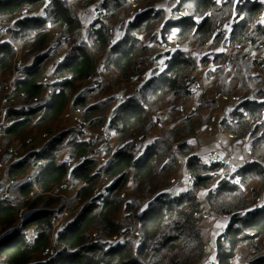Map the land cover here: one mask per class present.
<instances>
[{"label":"trees","instance_id":"1","mask_svg":"<svg viewBox=\"0 0 264 264\" xmlns=\"http://www.w3.org/2000/svg\"><path fill=\"white\" fill-rule=\"evenodd\" d=\"M44 2L0 0V77L11 73L15 56L13 45L2 41L8 19L24 8H39ZM92 5L93 0H49L44 8L46 17L21 19L9 30L11 40L26 55H35L36 60L15 81L13 101L0 109L3 120L8 122L0 126V133L3 132V145L8 149L11 140L23 141L52 129L56 121L64 119L65 108L71 106L80 109L90 127L107 123L116 138V151L109 161L99 164L91 156L95 142L76 141L77 136L66 138L73 131L67 129L49 140L48 148L33 147V152L28 151L32 157L22 156L19 164L10 167L7 177L21 178L30 161L43 159L34 179L45 191L63 183L70 172L67 182L78 185L76 199L84 205L66 229L59 232L53 224L52 216L56 214L49 207L50 200L27 197L31 183L20 187L21 200L17 203L15 199L0 197V264H192L204 256L199 218L203 209L229 218L226 230L215 241V261L209 264H241L247 255H252L248 264H264V206L254 205L264 185V165L258 161L264 159V97L260 98L264 92V56L249 59L250 52L243 51L241 55L237 47L241 43L264 46V4L258 0H229L216 10L213 0H194L193 6L180 4L173 8L187 10L191 19L176 31V41L201 46L211 39L214 46L233 48L227 58L235 66L232 73L227 69L223 73L222 67L227 68L226 53L221 50L206 56H191L176 49L162 52L160 39L166 41L168 35L158 28L173 24L170 19L163 21V7H150L134 19H126L128 0H95L94 8L99 13L90 20L85 37L80 39L83 27L78 12L91 18ZM233 10L243 17L232 21L225 38H220V33L216 38L220 26L231 22ZM183 18H177L178 24ZM119 22L122 24L117 27ZM123 26L125 33L115 40L112 31ZM53 30L60 32L73 49L56 67L54 75L60 80L55 86L52 84V92L46 96L39 64L54 42ZM101 57L104 64H99ZM163 57H168L165 69L160 65ZM97 66L106 70L103 80L107 81H99L97 87L81 88ZM206 67L211 91L224 94L220 85H235V92L244 90L252 79H260L253 83L258 86L256 93L252 88L246 90L256 99L230 104L225 109L228 116L220 122L223 130L236 138H249L254 160L224 174L220 180H216L219 171L226 167L202 163L194 155L191 140L192 133L209 123L216 110V104H209L213 101L211 91L207 92L206 106L199 109L207 121L187 123L177 129L161 125V108L169 107L164 102L170 99V105L185 103L191 95L188 82L196 78L197 70L204 71ZM117 86L123 89L114 95ZM5 87L6 82H0V100L6 94ZM129 88L132 91L127 92ZM202 93L198 94L199 99ZM157 124L162 128L152 135ZM147 136L150 137L146 142L140 141ZM65 153L76 159L71 169L67 168ZM182 163L193 185L175 195L168 186ZM252 182L258 183L257 189L250 187ZM102 185L106 195H94ZM127 185L131 189L122 198ZM247 189L251 199L247 198ZM23 211L33 212L24 213L20 219ZM90 230H95L104 242L92 241ZM119 236L123 242L111 243ZM54 240L59 241V248L51 254Z\"/></svg>","mask_w":264,"mask_h":264},{"label":"rangeland","instance_id":"2","mask_svg":"<svg viewBox=\"0 0 264 264\" xmlns=\"http://www.w3.org/2000/svg\"><path fill=\"white\" fill-rule=\"evenodd\" d=\"M47 3H44L38 10H36L33 13H25V12H20L17 15H15L12 19H8L7 25H12L14 27V25L21 19H26V18H44L47 16L46 11L44 10V8L47 6V4L49 3V0H47ZM129 1V0H128ZM224 0H213L214 2V6H212L213 8H215L216 10L221 9L224 7V4L229 1L226 0L224 4L223 3ZM260 2H262L264 4V0H258ZM130 9L128 11V15L126 17V19H131L135 15H138L140 13H142L143 11L150 9L151 5L153 7H163L165 9V14H164V20L170 19L173 24L165 27L164 24L161 25V28H158V30H160L161 32L165 33L168 35L167 40L165 41L164 39H160L161 41V51L165 52L168 48V45L171 44L170 39H172L174 42L176 41V36L175 33L176 31H179L182 27H184L186 24L189 23V21H191V19H189V16H187V10L183 9L181 11H183L182 13H178L175 12L172 7H178L180 4L186 6V7H190L194 5V0H130ZM150 4V5H149ZM222 4V5H221ZM94 5H95V0H93V5L91 6V10L93 11L94 9ZM217 5V6H216ZM220 5V6H219ZM233 8L234 5H233ZM236 11L233 10V14H232V18H231V22L230 23H224L222 24V26H220V28L217 30L219 32H217L216 34V38H218V34L220 33V38L223 37L225 38L227 36V33L225 32L226 30L229 29L230 24L232 23V21L234 19H240L243 17V15L237 16ZM183 22H181L180 24H178V22L180 21V19L178 20V17H183ZM78 17L82 22V32L80 33V39H82L83 37H85V31L87 29V25H88V21H87V17L84 15L83 12H78ZM215 17H218L217 15H215ZM94 18V17H93ZM177 19V20H176ZM122 24V22H119V24L117 25L120 26ZM261 24L262 26H264V20H261ZM113 28V27H112ZM125 33V27L123 26V29H116L114 36L117 38L122 37L121 35H123ZM222 38V39H223ZM54 43V42H53ZM16 48L17 51L15 52V56L12 62V71L9 75H4L3 77H0V82H9L10 78L14 75V73L17 71V62L20 60L21 62H23V64H26V68L29 67L30 62L34 63L36 60V56L29 54L26 55L25 53H23V51H21V49L18 47L17 44ZM154 45V44H152ZM176 45H178L177 43H174L173 46L176 47ZM182 49L186 50L188 55L191 56H200V55H205L211 52H217V51H224L226 53V61L227 58L229 57V54L231 53V51H233V48H225L223 47L221 44L214 46L213 42L211 39H209L205 44L201 45V46H193L192 48H187L185 45H181ZM68 52L72 51L73 49V45L70 43V45L68 46ZM238 50H240V54L243 55V51H249L250 54H248V58L249 59H261L264 56V46L257 44V45H251L250 43H241L238 46ZM48 51H46L44 58L40 61H48ZM240 61V59L238 60V62ZM99 64H104V57H101L99 59ZM24 67V68H25ZM223 68V73H226V68ZM235 69V68H234ZM231 70L230 73L233 72V70ZM206 70H208V68L206 67L203 71V75H205V80H201L199 83V91L198 93L195 95H190V97H192V101H190V103L184 105L179 104V103H174L172 105H170L171 100L169 99L168 101H165L164 104H167V106L169 107H163L161 108V113H162V118L164 119V121L167 122H173V120H177V124L176 125H172V129H177L180 127H184L187 123H198V121H207V119L205 117H202L200 114L199 109L205 107V101H208V97H207V92L208 90L211 91V83H208L207 81V75H206ZM253 71H257L256 69H254ZM102 76L100 78V81L102 82L103 78L106 77V70L103 68L102 72H101ZM256 77V76H254ZM263 78H264V74H263ZM257 80H260L258 78L252 79L248 84L249 86L247 87H243L244 90L242 89H238L235 92L233 91L235 88V85H220L223 89V91L225 92V94L222 91L216 92V91H211L209 92V96L210 98H212L213 101H209V104L211 105V107H214L216 103L215 100V96L216 95H221L224 97H228L230 98V100H232V103L238 105L242 102H238V100H236L234 98L235 95H243V96H248V97H253V101L256 99L255 96L253 95V93L249 90L246 91L248 88H252L254 93H256V88L258 86L253 85V83H255ZM105 81H107V78L105 80H103L102 83H105ZM88 82L84 81L81 84V88L84 86H87ZM90 87V86H89ZM97 87V86H96ZM123 89L122 86H117L113 89V94H119L118 90ZM5 90L7 92V85L5 87ZM128 91H132L131 88L127 89ZM234 93H233V92ZM200 92H203L201 97H200V103L201 105L197 106V102H195V99L198 98V94ZM230 92H232L231 95H226V94H230ZM123 96V95H122ZM264 97V92L263 95L260 97L262 98ZM14 97L12 99H10L9 103L11 101H13ZM178 104V105H177ZM115 103H112V106H114ZM181 105L184 106L183 109H181ZM190 105H193V108L190 109ZM225 106L222 107V109ZM238 108V106L236 107ZM237 110H235L236 112ZM232 115V114H231ZM230 115V116H231ZM191 117H195L193 120L191 119ZM213 117H214V113L211 114V119L210 122L205 124L206 126H209L213 123ZM4 119V113L0 114V126H6L4 125L5 120ZM163 121V122H164ZM220 121V118H219ZM157 122H162L161 119H157ZM8 124V122H7ZM201 127V126H199ZM198 127V129H199ZM159 128V125L157 124L153 130L155 132L156 129ZM67 129H73L71 128V125L65 120V119H61L58 120L54 123V126L52 129H48L43 131V133L37 134L35 136H30L28 138H25L23 141H18L15 142L14 140L9 141V148L6 149L5 146L3 145V132L0 133V197H2L3 199H7L8 201H13L15 199V202L17 203L18 200L20 199L19 196V191H20V187L24 184H29L31 183V187H30V192L27 194V197L29 199H34L35 196H40L43 198H48V200H50V209H52L56 215L52 216L54 218L55 221V229L56 231H58V229L63 228L64 225L69 224L71 221H73L76 217V215L78 214V212L82 209L84 203H79L78 199H76V192H77V188L78 185H75L74 183H72V185L70 183H68L65 187H62L61 184L59 185H53L52 188L48 191L43 190L40 185L38 184V182L34 179L36 176V173L38 172V169L34 168V165L32 164V162H30L28 171L26 172L24 177L21 178H8L7 177V173L10 167H12L13 165L19 164V162L22 159V156L25 157H32L31 153L34 151L35 148L33 147H37V149L39 148V150H45L46 148L49 147V145L51 144H46L49 140L53 139L55 136L58 137V135H60V132L62 130H67ZM197 129V130H198ZM196 130V131H197ZM196 131H194L192 133V136L196 133ZM36 132V130H35ZM50 132V136H47V133ZM78 132L75 131L73 129V131L69 134L66 138H73L78 136ZM191 136V137H192ZM65 140L63 141H66ZM50 143V141H49ZM234 145L236 146V148L238 150L244 148V146L242 145V142L239 140H234L233 141ZM95 145L97 146V143H95ZM61 147V145L59 146ZM28 151H32V152H28ZM63 151V150H61ZM202 149H198L197 152H201ZM65 157H70L71 155H67V153L64 154ZM2 158H4V161H1ZM40 159V158H39ZM38 160V159H37ZM99 164H103L105 163V161L102 160H98L97 161ZM2 163H6V164H2ZM223 171H225L224 169L220 172L223 173ZM226 171L232 172L231 168L228 167V169H226ZM71 176V175H70ZM104 182V180H103ZM102 182V183H103ZM257 183V182H256ZM104 185H102L100 187L99 190H105V187H103ZM76 188V189H75ZM97 190V189H96ZM95 190V191H96ZM99 190L96 192V195L99 193ZM5 192L9 193V196L6 197L5 196ZM33 211L27 212V211H23V213H20V219L24 218V213L29 215L31 214ZM64 213V214H63ZM201 222H203V219L200 217ZM207 229V227L202 224V230L205 231ZM89 237L91 238L92 241L94 242H104L101 241V237L98 236V234L96 233L95 230H90L88 232ZM55 241V240H54ZM58 243L55 244V246L52 245V250L50 251L51 254L55 253V251L58 250L59 248V241L57 240ZM264 249V248H263ZM103 254V252H102ZM252 255H247V256H243V258L241 259L242 262L241 264H245V263H249L251 260Z\"/></svg>","mask_w":264,"mask_h":264},{"label":"built area","instance_id":"3","mask_svg":"<svg viewBox=\"0 0 264 264\" xmlns=\"http://www.w3.org/2000/svg\"><path fill=\"white\" fill-rule=\"evenodd\" d=\"M137 1V0H136ZM48 1L45 0L44 3H47ZM130 2V0H129ZM150 5V4H149ZM151 7H153L151 5ZM40 8V7H39ZM39 8L36 9H27L24 8L21 11L25 12V13H33L36 10H38ZM178 13H182L183 11H176ZM99 13V9L94 8L93 11L91 10V18L93 19V17L95 18ZM14 17V16H13ZM13 17H11L10 19H12ZM198 20V19H196ZM14 27L12 25H7L4 29H3V33L5 35V37L2 38V41H7L9 43H11L13 45V47L15 48V52L17 51L16 45L15 43L11 40V36L9 33V30H13ZM114 31H112L113 33ZM52 38L54 40V43H52L50 49L48 50V61H42L40 62V67H41V73L42 76L40 78V82L44 85V90H45V94L46 96H49L52 92V84H55L60 80V78H58V76L54 75L55 69L56 67L61 64L64 61L65 58V54L68 52V46L70 45V42H67L65 40V37L58 31L53 30L52 31ZM171 44L168 45V49H176V50H180L182 52L187 53L186 50L182 49L181 45H185L187 48H192L195 44H185L183 42H177V41H173L172 39H170ZM174 43H177L178 45H176V47L173 46ZM196 46V45H195ZM165 59L163 58L162 62L163 64H165ZM227 63V61H226ZM33 63L30 62L29 67H25L26 64H23V62H21L20 60L17 62V71L14 73V75L10 78V81L7 82L6 81V85H7V92L4 95V97L1 98L0 100V109H4V107L9 104L10 99L13 98L14 95V90H15V81L18 78L23 77L24 73L27 71V69H29L30 67H32ZM167 66V63H166ZM209 66H211V64L209 63ZM227 69L229 72H231L232 69H234L233 65H230L229 63H227ZM25 67V68H24ZM44 68V70H43ZM103 67L97 66L95 68V70L84 80L88 82V86L90 87H96L98 82L100 81L101 78V72H102ZM83 81V82H84ZM188 85L190 86V91L192 95H196L199 91V83L197 82L196 78L191 79L188 82ZM56 89L58 90V88L56 87ZM235 96H238V99L235 98ZM234 98L236 100H238V102H244V101H253V97H248V96H243V95H235ZM181 109L184 108L183 105H181L180 107ZM190 109L193 108V105H190L189 107ZM63 118L72 126V128L77 131L79 134L76 138V141H85L88 142L90 140H92L93 142L97 143L96 148H94L93 153L91 154L92 158L95 161L98 160H102V161H109L113 154L116 151V138L115 135L111 132V130L108 128L107 123H104L101 126L98 127H90L87 122L85 121V119L83 118L80 109L77 108H73L71 106H67L64 110L63 113ZM4 125H7V122L4 123ZM160 127V124H159ZM50 132L47 133V136H50ZM202 163H205L207 165H223V166H227L229 168H231V170H236L239 168V166H237L234 162L230 161L228 158L223 157L222 155H220L216 150L213 149H208L204 155L200 158ZM32 162V164L34 165L35 169H38L43 165L44 160L43 159H36V160H32L30 161ZM66 165L68 169H71L75 164H76V159H74L73 157H67L65 159ZM2 164H6V163H2ZM70 179V172L67 174L65 181L63 183H61L62 187H65L68 182L67 180ZM187 186L190 188L193 185V182L190 179V176L188 175L187 178ZM264 188V185H263ZM97 190L95 191L94 195L96 194ZM100 196H105L106 195V191L102 190L99 191L98 193ZM5 196L8 197L9 193L5 192ZM121 197L124 198L125 197V192L123 191V193L121 194ZM64 214V213H63ZM200 217L202 219H206L207 216L205 214H201ZM53 224L55 227V221L53 218ZM68 225V224H67ZM67 225H64L63 228L58 229L59 232H62L66 229ZM222 233H224V231H222ZM58 243L57 240H55L53 242V246H55V244ZM248 264V263H245Z\"/></svg>","mask_w":264,"mask_h":264},{"label":"crops","instance_id":"4","mask_svg":"<svg viewBox=\"0 0 264 264\" xmlns=\"http://www.w3.org/2000/svg\"><path fill=\"white\" fill-rule=\"evenodd\" d=\"M173 8L174 7H172V9ZM195 19H197V18H195ZM90 20H92V18L87 19L88 23L90 22ZM114 33H115V30H114L113 34ZM114 39L117 40L119 38L114 36ZM223 47H225V46H223ZM163 58L165 59L164 60L165 64H163V62H162ZM163 58L160 59L161 69L166 68V63H167L168 57H163ZM227 63H229V62L227 61ZM227 63H226V65H227ZM229 64L233 65L231 63H229ZM234 68H235V66H234ZM204 73H205V71H204ZM206 73H207V71H206ZM195 76H196L197 82H200L201 80L202 81L205 80V75H203V69L197 70L195 73ZM212 98L213 97H211V99ZM235 98L238 99V96H235ZM199 100L200 99L198 97L197 99H195V102L199 103ZM215 100H216L217 105H216V110L214 111V117L212 119L213 123L209 126L202 124L201 127H199V129L196 131V133L191 137L192 143L194 145V150H193L194 155L198 156V158L200 159L208 149H213V150H216L223 157L228 158L230 161L234 162L239 167H242L248 163H251L254 159H253V155L251 154L250 148H249V138H247V137L236 138L231 133L223 130V128L220 125L221 119L223 117L228 116V111H226L225 109L230 104H233L232 100H230V98H228V97H224L221 95H216ZM190 101H192V97H190L183 104L186 105V104L190 103ZM223 106H225V107L222 109ZM219 118H220V121H219ZM177 122H178L177 120H173V122L164 121L161 125H163L162 127H171L172 125H176ZM161 128L156 129L155 132H154V130H152V135L157 134V132ZM149 137L150 136L144 137L140 141L146 142L145 139L146 138L149 139ZM234 140L241 141L244 148L238 150L233 143ZM198 149H202V151L197 152ZM258 161H259V163L264 165V159H258ZM225 167L226 168L224 169L225 171H223V173H220L223 169L219 171V176L216 178V180H220L221 178L224 177L223 176L224 174L230 173V172L226 171V169H228V167L227 166H225ZM188 175H189V173L185 167V163H182L181 167H180V172L175 177H173L170 185L168 186L169 191L172 194L176 195V193L188 190L189 187L187 186V180H186ZM250 187L252 189H257L258 183L252 182ZM130 189H131V185H127L125 187V189H124L125 195H126V193H128V191H130ZM246 195H247L248 199H251L252 194H251L250 189L246 190ZM201 203H202V206L204 208L206 205L204 193L201 194ZM254 205L256 207L264 206V188H263L262 194L259 197H257V201ZM201 214H205L207 216L206 219H203V222H201V219H200L201 225L204 224L207 227V229L205 231H203L204 256L201 260L194 262L192 264H209V263L215 261V251H214L215 241L218 238V236L220 234H222V231L226 230L225 227L229 223L228 217L221 216V215H214L213 213L209 212V209H207V210L203 209V212H201ZM199 218H200V216H199ZM123 241H124V239L121 236H119V237H115L111 241V243L115 244L117 242H123Z\"/></svg>","mask_w":264,"mask_h":264}]
</instances>
